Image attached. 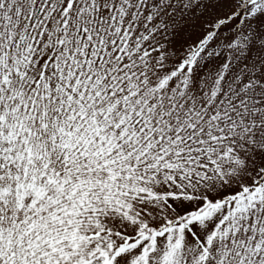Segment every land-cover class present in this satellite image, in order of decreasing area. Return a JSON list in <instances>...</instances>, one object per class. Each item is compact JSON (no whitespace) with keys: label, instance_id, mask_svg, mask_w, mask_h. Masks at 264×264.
I'll return each mask as SVG.
<instances>
[{"label":"snow or ice","instance_id":"obj_1","mask_svg":"<svg viewBox=\"0 0 264 264\" xmlns=\"http://www.w3.org/2000/svg\"><path fill=\"white\" fill-rule=\"evenodd\" d=\"M0 264H264V0H0Z\"/></svg>","mask_w":264,"mask_h":264}]
</instances>
